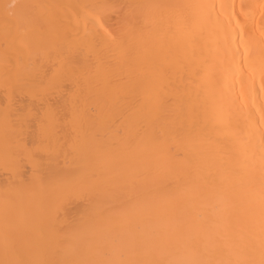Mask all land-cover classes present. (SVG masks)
I'll use <instances>...</instances> for the list:
<instances>
[{
  "label": "bare ground",
  "instance_id": "obj_1",
  "mask_svg": "<svg viewBox=\"0 0 264 264\" xmlns=\"http://www.w3.org/2000/svg\"><path fill=\"white\" fill-rule=\"evenodd\" d=\"M0 264H264V0H0Z\"/></svg>",
  "mask_w": 264,
  "mask_h": 264
}]
</instances>
